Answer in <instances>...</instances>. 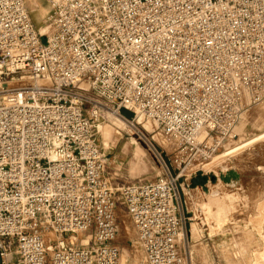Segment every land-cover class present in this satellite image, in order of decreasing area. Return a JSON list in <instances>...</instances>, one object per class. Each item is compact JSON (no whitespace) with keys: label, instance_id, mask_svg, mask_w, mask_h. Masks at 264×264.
Listing matches in <instances>:
<instances>
[{"label":"built area","instance_id":"built-area-1","mask_svg":"<svg viewBox=\"0 0 264 264\" xmlns=\"http://www.w3.org/2000/svg\"><path fill=\"white\" fill-rule=\"evenodd\" d=\"M45 2L41 33L0 0V263L119 264L121 208L146 264H189L178 181L264 101V0ZM123 109L176 144L177 172L111 182L94 123Z\"/></svg>","mask_w":264,"mask_h":264},{"label":"rangeland","instance_id":"rangeland-1","mask_svg":"<svg viewBox=\"0 0 264 264\" xmlns=\"http://www.w3.org/2000/svg\"><path fill=\"white\" fill-rule=\"evenodd\" d=\"M28 8L32 20L33 16L39 18L37 27L40 28L47 9L37 3ZM121 114L133 121V125L114 121L116 117L105 110L94 123L97 143L111 167V182L121 185L153 181L167 168L172 173L177 172L171 164L176 144L167 140L146 116L133 115L126 109ZM235 132L238 135L226 140L211 163L204 166V171L210 172L208 179L216 176L205 189L200 186L191 189L194 174L189 170L179 178L182 209L188 217L185 234L188 243L184 253L189 264H264V101L242 106ZM221 167L236 172L238 179L230 184L222 182ZM207 209V224L216 221L218 225L211 232L208 228L206 240L191 241L190 230L196 236L201 235L202 225L196 223L202 217L200 212ZM136 237L128 214L120 208L115 239L121 251L119 264H146Z\"/></svg>","mask_w":264,"mask_h":264},{"label":"crops","instance_id":"crops-1","mask_svg":"<svg viewBox=\"0 0 264 264\" xmlns=\"http://www.w3.org/2000/svg\"><path fill=\"white\" fill-rule=\"evenodd\" d=\"M32 2H30V3H28L27 2V4H26V6H27V9H29L28 8V5H29V7L31 8V6L33 5V3H37V5L39 6V7H41L42 9H47V11H48V6H47V4H46V2H45V0H31ZM33 16V15H32ZM33 20H35V23H34V25L37 27V26H39V18L38 17H35V16H33ZM32 20V21H33ZM42 27V26H41ZM40 27V28H41ZM208 185V184H207ZM192 186V185H191ZM195 186H192V190H195L196 188H194ZM197 188H199V187H197ZM190 189V190H191ZM208 210L209 209H207L206 211H202V212H200V214L202 215V217L204 218H206L207 219V217L209 218V216H207L206 215V213L208 212ZM187 214H188V212H187ZM204 214V215H203ZM199 216V215H198ZM200 218L199 217V223H196V225H198V224H200V225H202L201 227H202V232H201V235H198L197 234V236H196V234H194V233H191L192 232V230H190L191 232H190V240L191 241H195V242H200V241H203V240H206L207 239V234L205 233L207 230H208V228H209V231L211 232V231H214L215 230V228H216V226L218 225V223L216 222V221H212V224L209 222L208 224L204 221V219L203 218ZM192 219H195V218H193V216H192ZM197 219V218H196ZM209 220V219H208ZM195 225V224H194ZM196 227V226H195ZM191 228V227H190Z\"/></svg>","mask_w":264,"mask_h":264},{"label":"water","instance_id":"water-1","mask_svg":"<svg viewBox=\"0 0 264 264\" xmlns=\"http://www.w3.org/2000/svg\"><path fill=\"white\" fill-rule=\"evenodd\" d=\"M207 173H210L209 171H204ZM220 179L225 184H230L234 182L236 179H238V174L232 170H228L226 167L220 168ZM202 171L196 173V180L193 179L191 181L192 186L195 185H201L203 188H205L206 184L210 181H214L216 179V176H212L210 179H208L205 175H202ZM1 264V263H0Z\"/></svg>","mask_w":264,"mask_h":264},{"label":"bare ground","instance_id":"bare-ground-1","mask_svg":"<svg viewBox=\"0 0 264 264\" xmlns=\"http://www.w3.org/2000/svg\"><path fill=\"white\" fill-rule=\"evenodd\" d=\"M40 32L41 33H47L48 32V29L46 28V27H44V26H42L41 28H40ZM112 116V115H111ZM115 118V117H114ZM119 121L120 122V119L118 120L117 118H115V120L114 121ZM149 127V126H148ZM150 129V128H149ZM236 135H238L237 134V132H235V136ZM228 149V148H227ZM123 223V222H122ZM126 223V222H125ZM129 230V229H128ZM137 258V257H136ZM138 260V259H137ZM121 264H125V263H121Z\"/></svg>","mask_w":264,"mask_h":264},{"label":"flooded vegetation","instance_id":"flooded-vegetation-1","mask_svg":"<svg viewBox=\"0 0 264 264\" xmlns=\"http://www.w3.org/2000/svg\"><path fill=\"white\" fill-rule=\"evenodd\" d=\"M202 175H205V176L207 177V174H206V173H202ZM196 177H197L196 174L193 175L191 181H192L193 179L196 180ZM207 178H208V177H207ZM191 185H192V184H191ZM206 185H207V184H206ZM195 186H196V187H199V186H200L201 188H203L201 185H195ZM205 187H206V186H205ZM203 189H205V188H203ZM188 215H189V213H188ZM203 215H204V214H203ZM189 216H190V215H189ZM202 218H203V217H202ZM203 219H204V221L207 223V219H206L205 217H204Z\"/></svg>","mask_w":264,"mask_h":264}]
</instances>
